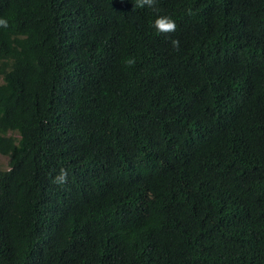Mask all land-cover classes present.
<instances>
[{
  "label": "trees",
  "instance_id": "obj_1",
  "mask_svg": "<svg viewBox=\"0 0 264 264\" xmlns=\"http://www.w3.org/2000/svg\"><path fill=\"white\" fill-rule=\"evenodd\" d=\"M134 3L0 0V264H264V0Z\"/></svg>",
  "mask_w": 264,
  "mask_h": 264
},
{
  "label": "clouds",
  "instance_id": "obj_2",
  "mask_svg": "<svg viewBox=\"0 0 264 264\" xmlns=\"http://www.w3.org/2000/svg\"><path fill=\"white\" fill-rule=\"evenodd\" d=\"M158 0H135L134 6L135 9L137 8H149L153 10L154 12L159 13L160 9L157 7ZM188 15L192 14V10L188 9L187 12ZM0 26L7 28L8 27V21L6 19H0ZM152 27L155 29V31L159 34L167 35L169 33H173L177 29V25L174 19H172L170 16L165 15H157V18L155 19ZM171 44L174 49L179 50V41L178 40H171ZM135 58H128L125 63L126 66L131 67L135 64ZM3 81V80H2ZM2 84V83H1ZM68 176L69 172L67 169L61 168L58 175L55 176L53 183L57 185H65L68 182Z\"/></svg>",
  "mask_w": 264,
  "mask_h": 264
},
{
  "label": "rangeland",
  "instance_id": "obj_3",
  "mask_svg": "<svg viewBox=\"0 0 264 264\" xmlns=\"http://www.w3.org/2000/svg\"><path fill=\"white\" fill-rule=\"evenodd\" d=\"M2 83V77H0V84ZM8 158L0 155V170L8 168Z\"/></svg>",
  "mask_w": 264,
  "mask_h": 264
}]
</instances>
